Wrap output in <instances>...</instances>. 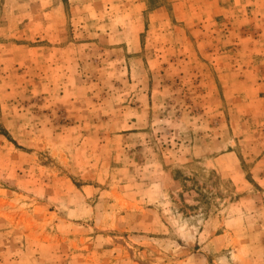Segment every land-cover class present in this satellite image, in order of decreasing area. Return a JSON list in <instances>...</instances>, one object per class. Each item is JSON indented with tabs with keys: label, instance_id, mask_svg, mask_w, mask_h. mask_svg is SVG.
<instances>
[{
	"label": "rangeland",
	"instance_id": "obj_1",
	"mask_svg": "<svg viewBox=\"0 0 264 264\" xmlns=\"http://www.w3.org/2000/svg\"><path fill=\"white\" fill-rule=\"evenodd\" d=\"M0 264H264V0H0Z\"/></svg>",
	"mask_w": 264,
	"mask_h": 264
}]
</instances>
